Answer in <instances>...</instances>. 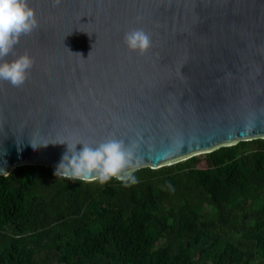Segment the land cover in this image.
<instances>
[{
  "label": "water",
  "instance_id": "95a60500",
  "mask_svg": "<svg viewBox=\"0 0 264 264\" xmlns=\"http://www.w3.org/2000/svg\"><path fill=\"white\" fill-rule=\"evenodd\" d=\"M29 5L39 26L15 53L35 63L23 86L0 81V176L22 164L55 172L61 140H135L140 167L155 169L264 138V0ZM133 28L151 35L143 55L122 43Z\"/></svg>",
  "mask_w": 264,
  "mask_h": 264
},
{
  "label": "trees",
  "instance_id": "16d2710c",
  "mask_svg": "<svg viewBox=\"0 0 264 264\" xmlns=\"http://www.w3.org/2000/svg\"><path fill=\"white\" fill-rule=\"evenodd\" d=\"M0 176V264H264V138L140 167L124 186Z\"/></svg>",
  "mask_w": 264,
  "mask_h": 264
},
{
  "label": "clouds",
  "instance_id": "9594fccd",
  "mask_svg": "<svg viewBox=\"0 0 264 264\" xmlns=\"http://www.w3.org/2000/svg\"><path fill=\"white\" fill-rule=\"evenodd\" d=\"M60 3L61 0H52L53 7ZM38 26L29 0H0V81L19 88L28 79L35 60L27 52L17 55L15 45L21 36L30 35ZM122 43L128 51L143 55L153 42L151 35L142 28H133L124 33ZM10 54L13 58L7 59ZM53 144L67 145V151L56 167L55 177L88 183H106L115 179L124 186L138 183L135 173L140 169L142 157L137 155L135 140L125 144L122 139L110 137L95 145L83 141L69 144L66 140ZM77 144L83 145L81 151L76 150Z\"/></svg>",
  "mask_w": 264,
  "mask_h": 264
}]
</instances>
